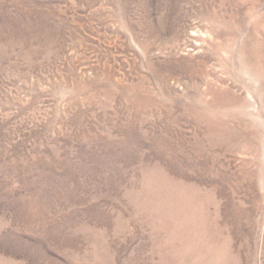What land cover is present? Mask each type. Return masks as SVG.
I'll return each instance as SVG.
<instances>
[{
  "label": "rangeland",
  "instance_id": "1",
  "mask_svg": "<svg viewBox=\"0 0 264 264\" xmlns=\"http://www.w3.org/2000/svg\"><path fill=\"white\" fill-rule=\"evenodd\" d=\"M0 264H264V0H0Z\"/></svg>",
  "mask_w": 264,
  "mask_h": 264
}]
</instances>
